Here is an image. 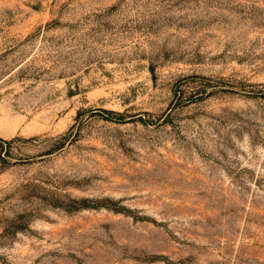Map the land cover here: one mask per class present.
Wrapping results in <instances>:
<instances>
[{"label": "rangeland", "instance_id": "rangeland-1", "mask_svg": "<svg viewBox=\"0 0 264 264\" xmlns=\"http://www.w3.org/2000/svg\"><path fill=\"white\" fill-rule=\"evenodd\" d=\"M0 264H264V0H0Z\"/></svg>", "mask_w": 264, "mask_h": 264}]
</instances>
